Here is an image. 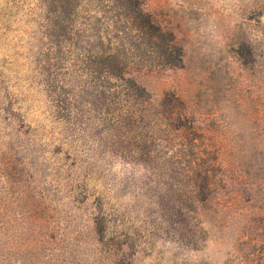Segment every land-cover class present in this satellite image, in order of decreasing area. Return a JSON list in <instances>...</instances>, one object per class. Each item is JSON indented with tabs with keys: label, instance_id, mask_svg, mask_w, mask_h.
I'll use <instances>...</instances> for the list:
<instances>
[{
	"label": "rangeland",
	"instance_id": "374dc122",
	"mask_svg": "<svg viewBox=\"0 0 264 264\" xmlns=\"http://www.w3.org/2000/svg\"><path fill=\"white\" fill-rule=\"evenodd\" d=\"M128 4L0 0V264H264V0Z\"/></svg>",
	"mask_w": 264,
	"mask_h": 264
},
{
	"label": "trees",
	"instance_id": "16d2710c",
	"mask_svg": "<svg viewBox=\"0 0 264 264\" xmlns=\"http://www.w3.org/2000/svg\"><path fill=\"white\" fill-rule=\"evenodd\" d=\"M130 4H128L130 7H133L138 11L139 16L144 20V24L149 28H157L156 23L153 19V17L147 13H144L143 9L139 6V0H128ZM119 72V76L124 75V72L122 69H117ZM204 175L206 179H211V174L209 171H204Z\"/></svg>",
	"mask_w": 264,
	"mask_h": 264
}]
</instances>
